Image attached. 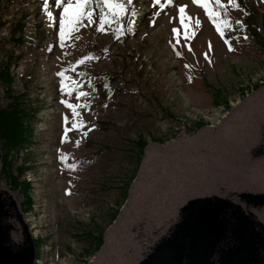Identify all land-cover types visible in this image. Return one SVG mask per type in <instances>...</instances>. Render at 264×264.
Wrapping results in <instances>:
<instances>
[{"label":"rangeland","instance_id":"1","mask_svg":"<svg viewBox=\"0 0 264 264\" xmlns=\"http://www.w3.org/2000/svg\"><path fill=\"white\" fill-rule=\"evenodd\" d=\"M105 2L98 14L91 0H0V66L14 52V88L39 108L21 178L32 184L31 211L0 174L32 237L43 238L35 264H99L120 222L137 229L151 211L169 210L180 223L171 227L186 220L199 232L246 186L239 175L264 160V0H246L260 37L240 29L248 11L236 0ZM136 9L151 15L137 32ZM24 15L28 40L19 46L12 28ZM9 102L0 81V105ZM141 135L148 143L137 164ZM97 225L104 244L85 253L77 234Z\"/></svg>","mask_w":264,"mask_h":264},{"label":"water","instance_id":"2","mask_svg":"<svg viewBox=\"0 0 264 264\" xmlns=\"http://www.w3.org/2000/svg\"><path fill=\"white\" fill-rule=\"evenodd\" d=\"M263 164L264 160L253 167L262 169ZM261 169L239 175L246 186L227 200V210L216 208V220L199 227V232L185 226L186 220L181 227H171L180 223L172 222L169 210L151 211L132 231L129 218L121 221L114 244L99 264H264ZM131 232L133 242L125 238ZM36 256L35 239L17 198L0 186V264H35Z\"/></svg>","mask_w":264,"mask_h":264},{"label":"trees","instance_id":"3","mask_svg":"<svg viewBox=\"0 0 264 264\" xmlns=\"http://www.w3.org/2000/svg\"><path fill=\"white\" fill-rule=\"evenodd\" d=\"M139 2L140 0H132V5L137 6ZM236 4L240 8H244L248 11L246 7V0H236ZM91 5L94 9V12H97L98 14H102L107 10L105 0H91ZM222 12L224 15H226V17L232 19L234 26H238L236 22L237 20L234 19L228 11L223 9ZM135 15L137 16V19H134L132 26L134 31L137 32L138 28H140L139 25L146 24L151 15L149 11H145L143 13L139 9L135 10ZM27 19L28 16L24 15L12 28L13 33L11 38L13 42L19 46H24L26 40H28L26 28ZM247 21V26L239 28L242 30L249 27L253 34L260 37L259 29L255 26L256 20L254 12L250 10L248 11ZM36 33L41 37H44L46 35V30L41 28ZM14 55V52H12V54L8 57L7 62L0 66V81L5 86L7 97L10 100L7 105H0V174L9 178L11 186L24 196V201L21 203V206L24 212H28L34 207V199L31 195L32 184L26 178H21L25 171L31 168L30 157L32 156L31 149L34 144L35 135V127L33 122L39 108L35 107L28 101L26 88L22 92L16 91L14 88L16 77L11 68L13 59L15 57ZM221 92V90H216L214 92L218 99L221 97ZM101 93L102 95L109 98V93L107 92L106 88H102ZM98 123L104 128H109L112 126V124L107 121H101ZM198 125H200V123H198ZM147 143L148 141L143 135L139 136L137 140L133 141V144L137 148V164H140L143 159ZM90 144H92V142ZM101 149L103 150L110 148L107 145H102L98 151ZM22 151L27 153V157L20 165L16 166L17 156ZM136 169L137 166L134 169L135 172H137ZM133 178L134 175H131L129 179L126 180L121 186V188L124 190V195L126 196ZM117 213L118 209H114L112 213L113 219L116 218ZM96 227V231L89 228L82 230L81 233L77 234L81 239L87 241L88 247L85 249V253H90L92 250L97 251L104 244V229L98 225ZM42 241L43 238L40 237L35 239L37 249L36 260H38L41 256H39V245L42 243Z\"/></svg>","mask_w":264,"mask_h":264},{"label":"bare ground","instance_id":"4","mask_svg":"<svg viewBox=\"0 0 264 264\" xmlns=\"http://www.w3.org/2000/svg\"><path fill=\"white\" fill-rule=\"evenodd\" d=\"M132 230H136V228H135V229H134V228H131V231H132ZM126 233H127V232H126ZM130 235H132V232H131V233H129L128 235H126V236H125V238H129V240H131V242H133V240H132V239H130V237H129ZM134 235H135V233L133 234V236H132L131 238H133V237H134ZM127 236H128V237H127Z\"/></svg>","mask_w":264,"mask_h":264},{"label":"snow or ice","instance_id":"5","mask_svg":"<svg viewBox=\"0 0 264 264\" xmlns=\"http://www.w3.org/2000/svg\"><path fill=\"white\" fill-rule=\"evenodd\" d=\"M67 10V9H66ZM181 11H183V8L181 9ZM49 15H51V13H49ZM61 26L63 27V21H61ZM175 31V30H173ZM206 55V54H205Z\"/></svg>","mask_w":264,"mask_h":264}]
</instances>
